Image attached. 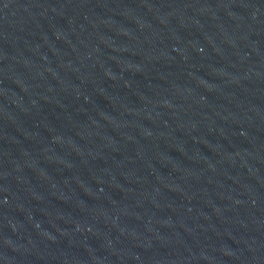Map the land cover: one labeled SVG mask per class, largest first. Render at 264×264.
Returning <instances> with one entry per match:
<instances>
[{
  "label": "water",
  "instance_id": "1",
  "mask_svg": "<svg viewBox=\"0 0 264 264\" xmlns=\"http://www.w3.org/2000/svg\"><path fill=\"white\" fill-rule=\"evenodd\" d=\"M0 18L264 139V0H0Z\"/></svg>",
  "mask_w": 264,
  "mask_h": 264
}]
</instances>
